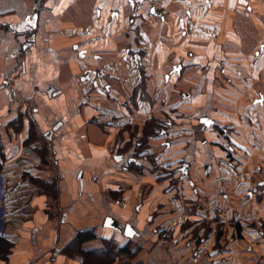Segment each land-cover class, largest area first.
I'll list each match as a JSON object with an SVG mask.
<instances>
[{
  "label": "crops",
  "instance_id": "0c3cea01",
  "mask_svg": "<svg viewBox=\"0 0 264 264\" xmlns=\"http://www.w3.org/2000/svg\"><path fill=\"white\" fill-rule=\"evenodd\" d=\"M154 1L158 8V0ZM161 1L166 2L165 5L172 4V0ZM127 4V0H0V172L8 179L11 213L23 227L12 241L14 252L9 264H81L80 256L69 257L63 250L78 233L88 230H94L99 238L84 243L85 248H100L102 238L117 237V234L124 237L129 233L135 235L129 241L141 247L139 258H142L146 246L141 239L143 235L134 234L130 229L127 231L128 224H133L138 233H143L145 228L153 230V235H150L157 246L148 249L153 263L162 264L163 259H169L168 264H227V259L220 258L227 257L229 253L219 251L216 254L214 251L227 241L221 238V231L211 234L215 236V248L208 250L212 251L202 248L199 255L194 254V248L200 242L198 239L206 235L197 229L204 230L206 225L209 229L211 226L207 221L203 222L209 212L200 220L193 219L194 225L191 226H195L197 231L190 230L183 240L178 236L168 238L169 232L167 236L159 235L154 231L156 227H150L147 218L159 202L163 203L164 210L167 209L170 202L166 197L172 194L173 189L168 183L161 184L165 179L159 178L161 182H157L159 179L155 173L136 175L128 172L124 169V160L114 158L126 139H119L118 134L122 131L126 137L128 133L124 124L122 128L118 124L123 120L128 124L131 121L139 123L143 112L132 116L131 112L125 114L120 106L111 107L113 112L119 113L120 119L115 121L108 110L110 102L106 101L108 104L103 106L105 101L98 103L89 94L92 79H82L85 69L97 65L90 54L105 47L97 38L99 31H104L102 36L108 40L105 30L114 31L117 27L124 30L131 24L132 30H127L129 35L135 34L133 29L137 27L145 39L142 42L144 47L153 36L144 27V21L152 20V17H147V11L154 4L147 1L138 10L140 20L137 26L123 16ZM98 9L101 16L97 15ZM112 11H119V18L116 15L110 17ZM185 12L184 9L179 10L180 27H183ZM84 50L88 51V56L83 55ZM207 54L199 52L193 59L203 62ZM202 103L199 99L198 106ZM218 118L222 123L231 120L237 129L235 138L230 135L234 148L228 147L226 140L223 143L224 148L228 147L225 153L220 154L223 165L216 168L207 159L215 158L213 146L207 144L206 153L203 143L193 140L196 149L192 153L195 159L192 172H195L197 163H209L205 170L209 183L208 198L219 193L221 179H228L226 171L230 160L226 154L232 152V160L246 169L248 159L245 157L253 151L244 143L248 136L245 124L249 121L239 120L237 124L234 113L231 115L229 112L221 113ZM242 118L251 120L258 116L247 113ZM206 134H209V139H216L212 127ZM173 148L181 157H187L188 153L181 145ZM171 150L172 146L166 153L168 159L171 158ZM257 169L261 167L257 166ZM79 174L80 178L77 177ZM186 183L184 193L194 197L196 192L190 190ZM144 193L149 199L144 198ZM249 197L252 198L251 193ZM142 200L146 202L136 218L134 208ZM21 207L24 213L18 211ZM205 207L209 208V200ZM171 208L163 214H168V217L179 214L178 209ZM109 217L125 227L124 231L118 232L116 226L113 228L114 224L106 221ZM168 226L171 232L175 228L178 231L187 229L184 225ZM100 227L105 233L98 232ZM209 236L203 247L209 238L213 239ZM251 243L255 248L248 253L240 249L228 251L232 255V262L228 263L240 264V259L247 257L243 254L258 255V242ZM188 250L193 252V256ZM251 257L246 260H251ZM255 264H259L257 259Z\"/></svg>",
  "mask_w": 264,
  "mask_h": 264
},
{
  "label": "flooded vegetation",
  "instance_id": "af4514ba",
  "mask_svg": "<svg viewBox=\"0 0 264 264\" xmlns=\"http://www.w3.org/2000/svg\"><path fill=\"white\" fill-rule=\"evenodd\" d=\"M150 1L154 5L152 7H149V10L147 11L149 14L147 17H152L151 21H144V27L147 28L152 32L154 36V43L151 44L148 48L144 47L142 44L143 40L142 33L135 27L133 31H135V34L129 35L128 29L131 28V24L127 27V29L123 30L122 32L117 33L116 41L118 47H111L109 46L108 49L105 52L98 53L94 52L91 55V58H93V61L97 63V65L93 68L85 69V71L82 74L83 80H90L93 81V86L91 87L89 94L91 97L95 98V101H105L102 103L103 106H105L106 101L110 102L111 107L115 109V107L120 106L119 108H124V113H130V115H137L139 116L141 114V109L143 112V121L144 124L143 129L147 126V122L151 120L153 117H156L155 126L153 127L156 135H152L150 138L148 137L149 147L148 149H143L145 142L138 141L137 143L134 142L136 139V136L140 132V125L139 126H133L131 128V132H129L128 136L124 137L125 142L123 147H119L117 150V153L114 155L115 159L124 160V169L128 172L134 173V166L133 164L137 165H143L145 167H148V169L151 168L152 162L155 160H158L159 157H166L167 151L172 146V150L170 153L171 158L168 159L172 163H169V165H166V169L170 170L168 174H165V181H169V185L173 189L174 192V198L178 204V208H180V211H186L188 214V220L183 221L180 223L183 224L186 222L185 225H194L193 219L200 220L203 218V214L207 206V202L209 200L207 187L209 186L208 178L205 174V170L207 165H209L208 161L204 164L197 163V168L195 169V172L193 173L191 168L193 166V162H195L193 158V151L195 152V145L193 144V140L199 141L203 143V145L206 147V153H207V144H210L213 146L215 150V158H209V162L214 163L216 165V168L223 165V160L221 157V153H225V149L230 146L231 149L234 148V143L231 141L230 135L235 138V133L237 132V129L234 125L231 124V120H227V122H221L218 116L220 117V114L225 112L222 111L219 105L213 104V97L219 98L218 95H214L210 93L209 85H210V79H209V73L207 75L208 70L212 69V65L214 64V69H221L223 71V64H219L215 62V57H217V52H219L222 47L225 48L227 45V42L225 40L222 41L223 36H211L207 31L209 28H214L216 25L219 27L218 30H220L219 22H213L210 25H204L203 26V32L202 35L206 38H204L199 32L196 36H194L193 42L194 48H197L200 45V42L202 44H205L200 51H196L197 54L199 52L209 53L207 54L206 59L203 62H195L193 57L194 54L189 52L188 58L186 57L185 53L182 52V54H178V51L181 45L180 41H178L179 36L177 33L174 34V36L168 35L167 32H170L172 28L174 27V21L171 19H174L175 17H179L178 12L175 11V8H179L178 6H169L165 5L166 2L158 0V4H160L157 8L156 3L154 0H127L128 6L123 10V16H126V20L128 22H131L132 24H135L137 26L139 23L138 20H140V17H138L140 14L137 13L139 9L143 8V5ZM197 3H192L191 7L186 9V16L183 19L182 22L183 27H187V21L188 18H201L202 13L200 11L203 9V6L208 5L209 1L211 0H196ZM252 2H255L257 0H250ZM200 2L202 4H200ZM236 7H242L243 5L246 7V9L250 12V15L254 19V21H260L257 19V16H261L253 14V6H251V2L248 0H236ZM249 2V3H247ZM253 3V5H258ZM173 4V3H172ZM171 4V5H172ZM167 11H165V9ZM237 9V8H236ZM170 11V13H169ZM195 11V15L193 12ZM255 11L258 12V9ZM97 12V11H96ZM98 16H101V10L98 9L97 12ZM113 15H116L117 18L120 16V12L118 11H112L110 13V17ZM152 15V16H150ZM241 14L238 16L240 17ZM248 18V17H247ZM178 19V18H177ZM193 20V19H192ZM247 20V19H246ZM240 21V20H239ZM236 21L235 26L237 27L236 34H237V42L235 43L234 49H236V55L234 54V65L230 66L232 68H236L237 70V82H239V85H246L248 83L250 86L257 83V81H253L249 77H246V73L243 72L242 68L250 69L251 67H256L258 63H264V34L263 36H259L263 33L261 30H249L246 29L243 31L241 27V23H244L245 20H241L239 22ZM250 21V20H249ZM261 25L262 22H261ZM192 26V24H191ZM152 28V29H150ZM257 28V27H256ZM132 30V28H131ZM136 31L138 33H136ZM205 31V32H204ZM114 31H105L106 38H111L113 36ZM219 33V32H218ZM101 35L97 38L101 40ZM182 37L184 39H191L193 35L188 36V32L186 30L182 31ZM96 38V37H95ZM261 39V40H259ZM111 41H109V45ZM217 40V42L215 41ZM259 40V41H258ZM150 41V39H149ZM148 41V42H149ZM206 41H208V45L206 46ZM258 41L259 47L256 49H253L249 52H244V46L249 45L250 43L254 45ZM213 43V44H212ZM212 44V45H211ZM210 45V46H209ZM151 49H153V53L151 52ZM223 51L225 49H222ZM221 50V51H222ZM87 50H84L83 55H89L87 54ZM186 52V51H185ZM249 59V60H248ZM236 60V61H235ZM228 61V62H227ZM223 62L228 63L231 65L230 59H226L224 57ZM250 62V63H249ZM244 63V64H243ZM219 64V66H218ZM249 64V66H247ZM200 67H198V66ZM155 70L158 76V80L160 83V86H158V90H156L155 94L158 96L160 101H158L156 98L153 99L155 107L150 106V99H144L141 98L140 95H137L138 100H143L145 104L137 107L132 108L131 104L129 102H126L123 98V92L124 89L122 86H126L127 88H131V81L129 78L121 77L122 73H125L126 75L132 71H134L133 76H137L138 82L136 84H133L132 88H136V91L143 90V96H145L146 87L147 89H154L151 88L150 80H154L152 76L147 77L145 71ZM119 68V70H117ZM234 68V69H235ZM264 69V67H263ZM150 71V72H151ZM205 74L200 75V73ZM154 72L149 73L153 74ZM120 74V76L118 75ZM117 82V83H116ZM142 83V85H141ZM264 83V81H263ZM262 83V84H263ZM191 84V85H190ZM184 85V87H182ZM168 87L173 88V90H169ZM179 87H182L185 89V91L182 92L181 98H183L186 101H189L188 103H191V111L194 112L192 114L191 112L188 113L187 118L191 120L190 126L191 127H185L183 128L182 125H177L176 122L172 120L171 117L173 115V118L177 119V117L180 115L177 112L181 111L180 109L176 108L175 103L178 101L175 99L177 96L176 91H174V88L178 89ZM248 91H250V88H248ZM168 92V95L167 93ZM173 92V93H172ZM126 94V93H125ZM139 94V93H138ZM214 95V96H213ZM133 96V95H132ZM165 96V97H161ZM98 99V100H97ZM102 99V100H100ZM128 99H130V96H128ZM171 99L173 101H171ZM199 99H202L201 106H198ZM162 100L165 101V105L163 107L167 109L170 112V115H166L162 111L158 110V107L160 105V108L162 107ZM249 103L241 107L243 110H240L239 113L235 112V108H233V111H230L229 113H234V116L236 117L235 121L238 124L241 116H245V114L250 113L257 116V113L252 111V108L258 107L260 111H264V90H259V92L255 95H251L249 98ZM178 104V103H177ZM134 106V104L132 103ZM179 105V104H178ZM100 107V106H99ZM130 107V111L127 109ZM140 108V109H139ZM146 109H149V111H154L152 113H146ZM193 109V110H192ZM225 109V108H224ZM100 111V110H99ZM133 112V113H132ZM145 113V114H144ZM112 114V113H111ZM132 115V116H133ZM147 117V119H145ZM246 119V118H245ZM182 120V119H181ZM248 120V119H246ZM253 120V119H251ZM251 120H248L250 123H252ZM185 121V120H184ZM244 121V120H243ZM245 122V121H244ZM195 123V124H193ZM209 123V124H207ZM130 124L124 125V127H129ZM245 124V123H244ZM247 127L249 124H245ZM116 126V124H115ZM213 128V134L215 135L216 139L210 138L209 134L207 135V131H209V128ZM138 129V130H137ZM129 131V130H128ZM122 133V131H121ZM249 133V130H248ZM145 135H143L144 137ZM222 140V141H221ZM227 141V146L224 148V141ZM182 141L184 143H182ZM245 145H248L249 147H252L248 142H251L250 139L245 140ZM138 145V148H141L143 150V153H137L136 145ZM175 145H181L182 148L186 151V154L188 153L187 157H181L173 146ZM130 149L133 151H130ZM179 149V148H178ZM148 150V151H145ZM227 150V149H226ZM228 152V151H227ZM226 152V153H227ZM153 154V156H151ZM190 154L191 157H188ZM141 155V157H138ZM226 157L230 160L229 165H233L234 160L232 156V152H228L226 154ZM200 164V168L198 169V165ZM241 166V165H240ZM138 169V168H135ZM146 169L145 173H141L140 175H151L154 173V171H151V174L148 173L149 171ZM215 171V170H213ZM198 172H201L198 175ZM161 178V175L157 176V179ZM156 179V178H155ZM156 179V180H157ZM157 182H161V180H157ZM185 182L190 188V190H194L196 194H194V197L189 194L184 193L185 191ZM227 180L221 179V185L220 192L225 191V189L229 190L227 187ZM251 186H257L255 183H251ZM235 191V189H234ZM149 199V198H146ZM146 201L142 200L139 206L134 208V216L137 218L138 214L141 212L142 207L144 206V203ZM163 203L159 202V205L155 208L153 212H151L150 216L147 218L148 224L154 223V220L164 213V207L162 206ZM132 217V215H131ZM133 221V220H132ZM202 221V220H201ZM200 221V222H201ZM198 225V223H195ZM129 225V224H128ZM133 225V224H131ZM123 226L119 225V231H124ZM156 233L159 235H166L168 234V231L165 229H154ZM136 232V230H135ZM190 231H187L189 233ZM192 232V231H191ZM144 232H136L134 234H137L139 236L143 235ZM124 235L125 241H128L130 239H133L131 237ZM193 235V234H192ZM133 237L135 235H132ZM202 239H198L200 241L194 250L195 255H199L202 251L203 244L205 243L207 236L209 235H203ZM198 238V236L196 235ZM115 240V237H113ZM190 245V244H189ZM207 251H212L207 250ZM214 251H217L216 254L219 253L217 249Z\"/></svg>",
  "mask_w": 264,
  "mask_h": 264
},
{
  "label": "rangeland",
  "instance_id": "374dc122",
  "mask_svg": "<svg viewBox=\"0 0 264 264\" xmlns=\"http://www.w3.org/2000/svg\"><path fill=\"white\" fill-rule=\"evenodd\" d=\"M248 1L252 3L251 6H253V9H252L253 14L261 15V16H257V19L261 20L263 25H261L260 21H254V19L250 15V12L246 9L244 5L242 7H236V3H237L236 0H211L209 1L208 5L203 6V9L200 11V13H202L201 18H196V19L192 18L193 20L188 18L187 27H180L179 17L174 16V19H171L172 21H174V27L172 28L170 32H167V34L171 36H174L175 33L178 34L179 36L178 41L181 40L180 46H182L178 48L179 49L178 54H182V52H184L186 57L188 58V56L190 55V54L188 55L189 52L194 54L196 53V51H200L202 47L205 45L200 42V45L197 48H194V43L190 44L191 42H193L195 38L194 36H196L198 32L199 34L202 35V33L200 32H203L204 25H210L214 21L219 22L218 24L220 25V30H218L219 27L216 25L213 29L212 28L207 29V31H209L208 33L211 36H216V37H218V35L223 36L222 41L225 40L227 42L226 47L225 48L222 47V49H225V50L223 51L221 49L222 51L220 50L219 52H217L218 53L217 57H215L216 63L219 62V64H223V71L221 69H214L215 65L213 64L212 69L208 70L207 75L209 73L210 93L219 96V98L213 97V100H212L213 104L219 105L221 110L225 112L233 111V108L236 107L235 112L239 113L240 110H243L242 108H240V106L241 107L246 106L250 101L249 98L251 95L253 96L257 94L259 90H264V83H263L264 63L263 62L258 63L256 67H251L250 69L242 68L243 72L246 73V77L250 76V79H252L254 82L257 81V83L253 84L252 86H250L248 83H246V85L244 86L243 85L240 86L239 82H237L236 68L234 67L235 68L234 69L230 67L234 65L233 64L234 63L233 61L235 59L234 54L236 55V49H234V47H235V43L238 40L237 34H236L237 27L235 26L237 20L238 21L239 20L241 21L242 19L245 20L244 23H241L239 21L241 24L240 28L243 31H245L246 29L261 30L263 31V33L260 34L259 36H263L264 34V0H257L256 3L250 0ZM197 2L198 1L196 0H172L173 4L171 6H176V7L178 6L179 8H175V11L178 12L179 14L180 9L186 10L191 7L192 3H197ZM253 3L258 4V5H253ZM200 4L202 3L200 2ZM256 9H258V12L255 11ZM194 13L195 11L193 12V14ZM239 14H241L240 17L238 16ZM102 27H103V30H105V24ZM126 29L127 28H125V30ZM184 30L188 32L189 37L190 35H193V37L191 39H184L182 37V31ZM122 31L123 29L117 27L113 32V36L111 38H108V40L101 37V41L103 42V45L105 47L99 48L97 50L99 51L98 53L105 52L109 46L118 47L117 41H116V37H117L116 34ZM103 32L104 31L102 32L99 31L98 35L102 36ZM111 39H113L112 40L113 42H111L109 45V41H111ZM149 39L150 41L146 44L147 47L154 43V36L149 37ZM215 41L217 42V40ZM258 41L254 45L250 43L249 45L244 46V52L246 53V52L252 51L253 49L258 48L259 47ZM208 44H209L208 41H206V46ZM224 57H226V59H230L231 65L223 62ZM247 66H249V64ZM147 68H149V71L148 70L145 71L147 73L146 76L153 77L154 80H150V84H151L150 86L151 88H154V89L153 90L150 89L149 91V89H147L146 87L145 96L142 95L143 94L142 89L140 91H136V88L135 89L132 88L133 87L132 83L136 84L138 82V80L136 79L137 76H133L134 74H132L134 73V71L130 72L129 75L128 74L126 75L125 73L121 74V77L129 78L131 81V86H130L131 88H127L126 86H122V88L124 89V92H123L124 100L126 102H129L133 109L145 104V102H143L144 99H150V106L152 108L156 106L154 105V101H153L154 98L160 101L158 96H156L155 94L156 93L155 91L159 89L158 86H160L158 76L157 74H155L156 73L155 70L151 71L150 67L148 66ZM117 70H119V68ZM150 71L154 73L149 75V73H151ZM202 73L204 72L201 71L200 75H204V77H206V75ZM118 75L120 76V74ZM182 87H184V85H182ZM182 87H179L178 89L174 88V91H176L177 93V96L175 99L178 101L177 103L179 104L178 105L177 103H175V105H176V108L181 110L180 112L179 111L177 112L180 115L177 117V119L173 118V115L169 117H171L172 120L177 123V125H182L183 128H185L187 127V124L190 125L191 123V120L187 118L188 113L191 112L192 114H194V112L191 111V107H192L191 103H188L189 101H186L183 98H181L182 92L185 91V89ZM248 88H250V91H248ZM168 89L173 90V88L171 87H168ZM166 93L168 95V92ZM137 95H140V97L144 99L138 100ZM128 96H130V99H128ZM161 97H165V96H161ZM171 101L173 100L171 99ZM132 103L134 104V106L132 105ZM161 103H162L161 104L162 107L160 108V105H159L158 110L162 111L167 116L170 115V112L163 107V105L166 104L165 101L162 100ZM107 106H108V110L112 113V116L114 117L115 121L120 119L118 117L119 113L113 112V108H111L110 105H107ZM127 109L129 111L131 110L130 107H128ZM142 110L143 109H141V111ZM252 111L254 113L255 112L257 113L258 118L251 120L252 123L249 122V125H248L249 133H248L247 139L251 140V142H248V143L252 146L251 149H253V151L250 154H248V156L245 157L246 159H248L246 161L248 168L244 169L242 166H239L240 163L239 162L237 163L236 161L233 163V165L231 166L229 165L230 168L227 167V171H226V174L228 176L227 187L229 190L225 189V191H222L218 193L217 195L209 198L208 211H205L203 215L207 214L208 212L209 213L203 222L207 221L208 224L211 226H209V229L207 225L205 226L204 230L197 229L199 232H203V234H207L209 232V235L211 234L216 235V233L221 231L220 232L221 238H225L227 241L223 242L221 246H218L217 248H215V245H214L215 236L211 235L209 237L213 239L211 240L209 238L208 242L204 245L203 250L207 251L209 248L211 249L215 248L218 251H221V252L223 251V253L224 251L229 253L227 257L222 256L220 258L222 260L227 259V264H229L228 261L230 263L232 262V255L230 252L236 249H240L244 253L250 250L252 251L255 248V246L251 245L252 244L251 241L258 242L256 243L258 244V246H256V248L258 249V255L252 253L253 256L251 257L250 254H243V255H246L247 257H242L240 259V262H241L240 264H255L256 259L258 260L259 264H264V111H260L258 107L252 108ZM152 112L154 111H149V109H146V113L149 114ZM98 114L102 115L101 112H98ZM143 119L140 117V119H138L139 123H135L134 121H131V124L133 126L140 125L141 127L140 132L136 136V139L134 140V142L137 143L138 141H143L145 142L143 149H148L149 147L148 137L150 138L152 135H156L155 133H158V132H155L153 129V127L155 126V121L157 119L156 117H153L151 120H149L147 122V126L144 129H143L144 124L141 123ZM242 120H244L245 122L248 121L245 118ZM32 124L33 123H31V125ZM123 124L126 125L127 120L121 121L118 125H120L122 128ZM131 124L129 127H126V129L124 127V130H129L128 133L132 131L131 128L133 126ZM128 133L126 134V137L128 136ZM122 134L123 133L121 132L118 134L119 139H121L122 137H125V134L124 136ZM143 135L145 136L143 137ZM237 143L239 144L238 141ZM135 145H136L135 147L137 149L136 150L137 153H143V150L141 148H138L137 144ZM130 151H133V149L132 150L130 149ZM145 151H148V150H145ZM151 156H153V154H151ZM138 157H141V155H139ZM169 163H172V162L169 161L167 157H164L163 155L162 157H159L158 160H155L154 162H152L150 169H148V167H145L143 165H133L134 171H135L134 174L138 175L141 173H145L143 171L148 169L149 170L147 171L148 173L151 174V171H154L155 175H161V179H165V174H168L170 172V170L166 169L167 168L166 165H169ZM257 166L261 167V169L258 170ZM135 168H138V169H135ZM257 171L259 174L257 173ZM256 173L258 175H256ZM219 174L222 175L223 173L220 172ZM80 176L81 175L79 174L77 177L80 178ZM165 183L169 184L170 182L163 181L161 184H165ZM251 183H255L257 184V186H251L252 185ZM250 193L252 194V198L249 197ZM211 195L212 194H210V196ZM144 198L146 199L149 197L145 195L144 193ZM166 199L170 203L166 205L167 209L165 210L169 211L171 207H174L175 209H178L179 214L177 215L173 214V215H170V217H168V214H165V215L163 214L160 217L156 218L154 220V223L151 224L150 227L153 226V227L160 229L161 228L160 226H163L162 229H165L166 231L169 232L168 238H171V236L172 237L178 236V237H181L180 240H183V237L186 236L187 231L194 229L195 226L185 225L186 222H184L181 225H184V228L187 227L185 231H183L184 229H179L178 231L177 228H175L171 232L169 230L168 225H180L181 222L188 220V214L186 213V211H180V208H178V204L174 198V192H172V194H169V196H167ZM235 225H237L236 226L237 228L235 227ZM21 227L22 225L18 228V233H20L21 229L23 228ZM102 228L103 227H100L98 232L99 233L101 232L103 234L105 233V231H103ZM239 228L241 229L239 230ZM197 230L194 229V231H197ZM110 232L111 231H109L106 235H109ZM150 234L153 235V230H148V228H145V233L141 237V239H144L143 244L146 245L145 252L143 250L142 252L143 254L141 256L142 258H139L140 254L138 257L133 258L134 261H138L140 264L141 263L142 264H156V263H153V259L151 258L152 254L149 255L151 251H149L148 249L150 248L152 250V248L157 246L156 242L153 240ZM117 235L118 236L115 237V241L120 246V244L124 243L125 238L123 237L122 234H117ZM109 238L110 236L106 237V239H109ZM238 242H241V243L239 244ZM180 245L184 247L183 243H180ZM138 246H136V244L135 245L132 244V249L133 250L137 249ZM226 246H228V248H225ZM188 253L191 256H193L192 251L190 252L188 250ZM255 256L257 257L256 259H255ZM249 257H251V260L249 259L246 260V258H249ZM129 258L130 257L127 254L123 255L114 264H123V262ZM168 263H169V259H163L162 264H168ZM193 264H196V263H193Z\"/></svg>",
  "mask_w": 264,
  "mask_h": 264
},
{
  "label": "trees",
  "instance_id": "16d2710c",
  "mask_svg": "<svg viewBox=\"0 0 264 264\" xmlns=\"http://www.w3.org/2000/svg\"><path fill=\"white\" fill-rule=\"evenodd\" d=\"M97 238L99 237L94 230L82 231L64 247L63 253L69 257L80 256L81 264H114L120 257L126 254L130 258L126 259L123 264H140L138 261H134L133 258L139 256L141 247L133 250V243L130 241L128 243L124 242V244H120L119 246L113 237L109 239L104 237L101 239L100 248L84 247V243ZM13 252V242L8 241L0 234V264H9Z\"/></svg>",
  "mask_w": 264,
  "mask_h": 264
},
{
  "label": "built area",
  "instance_id": "2783aa9c",
  "mask_svg": "<svg viewBox=\"0 0 264 264\" xmlns=\"http://www.w3.org/2000/svg\"><path fill=\"white\" fill-rule=\"evenodd\" d=\"M36 160V158H34ZM29 162L30 159H28ZM8 179L4 173L0 172V234L8 241H13L17 233L20 223L16 215H12V207L10 204V193ZM24 213L22 207L18 209Z\"/></svg>",
  "mask_w": 264,
  "mask_h": 264
},
{
  "label": "water",
  "instance_id": "95a60500",
  "mask_svg": "<svg viewBox=\"0 0 264 264\" xmlns=\"http://www.w3.org/2000/svg\"><path fill=\"white\" fill-rule=\"evenodd\" d=\"M207 124H209V123H207ZM107 222H110L112 225L114 224V226H112L113 228H119V224H118V222H117V220H115L114 218H112V217H109L107 220H106ZM116 226V227H115ZM131 230L132 232H135V228L131 225V224H129L128 225V227H127V231L128 230ZM126 231V233H128ZM136 233V232H135ZM129 234V233H128ZM129 237H132L130 234L128 235ZM215 252H217V251H215ZM212 255H213V253H212Z\"/></svg>",
  "mask_w": 264,
  "mask_h": 264
}]
</instances>
